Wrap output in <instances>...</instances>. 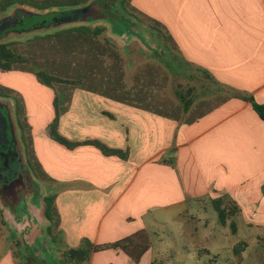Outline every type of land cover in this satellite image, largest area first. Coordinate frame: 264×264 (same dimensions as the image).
Returning <instances> with one entry per match:
<instances>
[{
  "label": "crops",
  "instance_id": "crops-1",
  "mask_svg": "<svg viewBox=\"0 0 264 264\" xmlns=\"http://www.w3.org/2000/svg\"><path fill=\"white\" fill-rule=\"evenodd\" d=\"M164 2L169 4V0ZM132 4L147 13L151 3L133 0ZM177 4L180 15L172 20L165 14L150 16L170 23L172 34H167L176 50L164 39L154 47L127 32H116L112 21L115 16L121 20V14L114 15L113 20L83 14L88 9L100 10L96 0L60 11L16 6L0 16V24L10 18L20 31H44L34 33L28 42L38 37L57 38L60 31L90 26L86 22L109 23L110 33L105 32L102 38L111 37L112 47L121 39L118 48L123 56L115 47L116 54L112 51L115 60L126 63L124 67L114 65L120 78L130 73L133 77L153 59H159L166 70L180 75V80L194 89L190 109L185 112L177 105L175 114L153 108L151 97L146 95L135 97L126 90L129 97H122L124 85L115 81L111 82L113 94L84 85L72 91L59 121L60 134L72 143L98 141L126 152L125 159L105 155L94 145L70 148L55 141L48 128L55 110L44 115L29 109L32 132L26 138L34 163L24 160L20 149L21 163L32 166L30 176L42 183L34 191L45 189L46 194L38 196V201L56 196L60 225L54 239L47 235L44 200L39 208L31 207L30 217L17 216L14 224L2 208L6 223L0 222V264H49L45 254L51 256L53 251L60 263L64 251L81 246L83 239L104 245L143 231L148 233L150 247L139 253L138 259L120 248L106 249L94 252L87 264H174L179 261L174 249L170 255L158 251L159 246L155 249L153 238L161 241V229L156 225H167L169 213L179 218L183 222L180 240L188 253L189 240L212 225L207 213H217L213 200L220 198L224 206L234 202L239 208L226 224L222 225L219 218L217 222L226 228L224 237L241 235L227 244L234 260L241 264L258 256L264 264V120L249 101L239 98L248 96L264 105V0H178ZM127 21L133 29L134 20ZM62 22L69 27L62 28ZM144 38L152 39L150 33ZM105 83L96 77L91 85ZM122 84L126 86V78ZM54 98L47 97L50 103ZM8 165V159L0 163L2 180ZM14 182L6 188L18 182L25 188L22 180ZM203 247L208 255L218 252L209 262L221 260L217 245L214 250Z\"/></svg>",
  "mask_w": 264,
  "mask_h": 264
},
{
  "label": "rangeland",
  "instance_id": "rangeland-1",
  "mask_svg": "<svg viewBox=\"0 0 264 264\" xmlns=\"http://www.w3.org/2000/svg\"><path fill=\"white\" fill-rule=\"evenodd\" d=\"M132 1L133 0H130L128 10L132 14L131 19L134 20L135 27L131 29L130 25L124 23L122 20H118L115 22L117 25L115 31L119 33L127 32L132 38L136 37L141 41L143 40V42L148 45L152 43V45L156 47L155 45L161 44V40H163L160 29L165 33L172 34V27L169 22V24L167 22L161 23L150 16H152V14H165L167 17H171L170 19L172 20L177 14L180 15V5L177 4L178 0H169V4H162V2H167V0H148L151 4L147 6V13L135 7ZM153 2L155 3L153 4ZM96 4L101 7L98 12L94 9H88V13L83 12V14H89L95 19L103 17L111 20H113L112 17H114V15L119 16L120 13L126 14L122 6V0H96ZM61 24L60 26L62 28L69 27L63 22ZM85 24L94 28L105 27V34L110 33L109 30L111 27L109 23L103 26L99 20L96 23L86 22ZM130 30L134 31L130 32ZM53 31L54 30H50L51 33H53ZM37 32L40 31H20V29H17V23L14 22L0 34V44L4 42L15 43L13 48H15L17 52L27 56L30 61L28 67L24 70L21 69V66H18L19 69L17 68L11 71H3L0 69V94H7L8 97H11L3 98L0 96V107L6 116L12 136V143L14 144L12 151L4 150L6 152L2 154L3 157L8 158L9 165L4 169V172H2L5 179L2 180L3 178L0 176V213L2 212V208H4L6 210V217L12 224H14L17 216L30 217L31 207L34 206L39 208L40 204H42L40 202H42L43 199H39L38 201V196L39 198H43L44 194H46L44 188L43 190L42 188H38L39 190L36 189L34 191L35 187H39L40 185L42 187V183H40V181L34 182L32 176H30L32 166L22 165L21 163L20 149H23L24 160L29 159L34 163V159L32 158L30 143L28 141L25 143L22 139L21 135L23 132L19 128L20 126L18 124V119H16L15 110L18 108L21 109L22 118L23 115L25 117V119L21 118L22 127L25 129V133L28 136V132H32V126L29 122L27 111L29 109H34L35 111H41L44 115H47L48 111L55 110L56 118L55 104L50 103L47 97H55L54 102L56 97H58V111L60 112L61 118L67 106L70 104L72 91L76 88L73 86L56 84V82H52L50 86L38 77V72H44L46 75L58 76L62 79H74L78 78L79 75H85L87 79L83 81L84 86L89 87L88 89L98 90L106 95L115 93L111 89V82L113 83V81H115L119 86L120 84L124 85L121 92L122 97H129V93L125 92L126 90L132 91L131 95H135V97H139L138 95H146V97H151L150 106L174 114L176 113L175 107L180 105L176 92L192 90V97L194 94L192 86L183 83V80H180V75H175L166 70L165 64L160 62L159 59H153L152 64H148L143 70H138L133 74L135 75L133 77H131L132 74L130 73L128 77L124 76L120 78L118 68H114V65H119L121 63L122 67H124L126 63L124 60L121 62L115 60L116 55L114 56L112 54V51L115 53L113 48L115 47L117 51L119 50L118 52L121 57L123 56L120 48H118V44L121 41L120 38L115 40L118 46L113 43V47L106 43L105 37L107 35L103 38L102 36L82 38L79 37V33L77 32L74 33V37L65 34L61 38L49 39L48 37H38L28 42V39H32L34 33ZM43 32L44 31L40 33ZM146 33L151 34V41L144 38ZM106 38L110 39L111 37ZM172 41L173 40L170 38L169 42H164L169 47L176 50L174 46L175 43ZM171 61L170 64H173ZM174 64L172 68H174L173 70L176 69V72L178 66L176 63ZM96 77H101L106 83L103 85H91L93 81L95 83ZM125 78L127 81L126 86L122 84ZM118 93L119 92L116 94ZM142 104L149 105L144 102ZM180 108L183 109L181 105L179 109ZM48 128H50V126ZM19 135L21 136L22 143H19ZM0 168H3V166H0ZM16 179L22 180L25 188L23 185H19V182L14 187H11V189L6 188L7 185H13ZM22 189L23 191L20 192L19 190ZM31 189L33 190L32 194H30ZM207 216H210L212 225L203 228L202 234L195 240H189V249L191 251H188V253L190 254L184 251L185 245L183 241L180 240V228L183 227V222H181L179 218L175 219L170 213L165 219L167 225H156L161 229V231H159V238H161V241H158L156 237L153 238L155 249L159 246L158 251L164 255H170L171 249H174L175 255H178L179 259V261L174 264H238L237 261L234 260L233 250L229 249L227 244L231 239H239L241 235H230L228 238L224 237L223 233L226 231V228L219 225V223L217 225L218 213L212 210V213L210 211L207 213ZM2 229L4 230V228ZM3 233H6V231L4 230ZM205 236L208 237V239L205 238ZM175 238L179 240L178 245L175 243ZM216 245L217 250L221 254V260L209 262L218 252L213 251L211 255H208L202 251L204 248L203 246L208 249H213ZM45 255L49 257V264H59V261L56 260V253L54 251L51 256ZM257 258L258 256H255V259L251 258L241 264H260L261 261H258Z\"/></svg>",
  "mask_w": 264,
  "mask_h": 264
},
{
  "label": "trees",
  "instance_id": "trees-1",
  "mask_svg": "<svg viewBox=\"0 0 264 264\" xmlns=\"http://www.w3.org/2000/svg\"><path fill=\"white\" fill-rule=\"evenodd\" d=\"M91 0H1L0 1V16L8 13L12 8L16 6H26L30 8H34L38 11H48L51 9L56 10H66V9H72L77 8L86 5ZM130 5V0H122V6L124 9V12L126 13L121 14L122 18L121 20L124 23H127L129 25L128 19H131L132 14L128 10V7ZM129 15V16H128ZM115 21H112V24H114V27H117L115 22H117L118 17H114ZM161 34L163 35V39L166 42H169V39L172 37L169 36L167 33H165L162 29H160ZM106 31L105 27H90V26H77L71 29H66L63 31H60L56 33V37L61 38L65 34L71 35L72 33H79L78 35L82 38H92V37H98L102 36ZM106 43L108 45H112V42L110 39L106 38ZM15 43L12 42H4L0 44V69L3 71H11L14 69H17L18 66H21V69H25L28 67V64L30 63L29 58L25 56L22 53L17 52L15 48H13V45ZM30 68V67H29ZM19 69V68H18ZM38 77L46 84L52 85V82H56V84L66 85V86H73V87H80L83 86V81L86 79L85 75H79L78 78L74 79H62L58 76L54 75H46L44 72H38ZM3 98H11L8 97L7 94H0ZM176 96L180 102V105L182 106L183 110L187 112L192 104L194 103V97H192V90L184 91H177ZM239 98H243L244 100L249 101L254 110L258 113V115L264 120V105H261L257 103L253 98L248 96H239ZM55 108H56V118L51 123L49 128V134L50 136L57 142L64 144L68 147H76L78 145L82 144H89L94 145L98 149H100L105 155H117L123 159L127 158V153L111 149L104 144L98 142V141H87L83 143H72L68 139H66L64 136H62L58 130L59 127V119H60V112L58 111V97L55 99ZM16 119H18L19 128L21 129L22 133V139L25 143H27L26 133L25 129L22 127V115H21V109L18 108L15 110ZM25 119L24 115L23 118ZM44 216L46 221L48 222L46 227V233L49 237L54 239V235L57 234V230L59 229L60 225V218L59 213L56 207V196H46L44 199ZM214 209L218 213L219 222L224 225L226 224L227 220L230 218V216L236 215L239 212L238 206L234 202H230L228 205L224 206L222 203V199H216L213 200ZM0 222L2 224H5V218L3 215V211L0 213ZM241 245H238L236 247V251L238 256L240 255V252L238 248ZM150 247V242L148 240V233L139 232L133 236L127 237L125 239H122L120 241H117L115 243L111 244H104V245H94L89 239H83L81 246L78 248H68L64 251L62 260L59 264H87L90 261V258L94 252H99L106 249H117L120 248L124 251H126L128 254L133 255L136 259H138L139 253H144L148 250Z\"/></svg>",
  "mask_w": 264,
  "mask_h": 264
},
{
  "label": "flooded vegetation",
  "instance_id": "flooded-vegetation-1",
  "mask_svg": "<svg viewBox=\"0 0 264 264\" xmlns=\"http://www.w3.org/2000/svg\"><path fill=\"white\" fill-rule=\"evenodd\" d=\"M14 144L12 143V136L10 134V128L8 126L6 116L4 115V111L0 107V163L4 162L6 159L2 156L6 151H12Z\"/></svg>",
  "mask_w": 264,
  "mask_h": 264
},
{
  "label": "water",
  "instance_id": "water-1",
  "mask_svg": "<svg viewBox=\"0 0 264 264\" xmlns=\"http://www.w3.org/2000/svg\"><path fill=\"white\" fill-rule=\"evenodd\" d=\"M10 25H12V21L10 18L5 19L1 24H0V34L3 30L8 28Z\"/></svg>",
  "mask_w": 264,
  "mask_h": 264
}]
</instances>
